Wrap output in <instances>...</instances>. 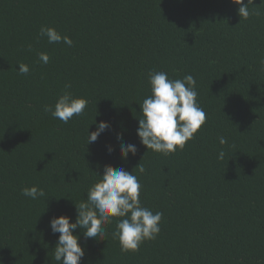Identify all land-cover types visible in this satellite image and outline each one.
Wrapping results in <instances>:
<instances>
[{"label": "trees", "instance_id": "obj_1", "mask_svg": "<svg viewBox=\"0 0 264 264\" xmlns=\"http://www.w3.org/2000/svg\"><path fill=\"white\" fill-rule=\"evenodd\" d=\"M238 7L231 0H0V264H58L59 234L49 221L74 222V203L105 165L137 175L142 204L163 213L161 231L122 253L111 236L115 220L97 241L77 228L81 264H264V0L249 5L246 20ZM42 25L73 45L49 44L39 37ZM21 62L27 75L18 73ZM150 71L194 76L206 113L194 139L167 156L137 136ZM65 84L88 101L68 123L43 111ZM100 121L110 128L87 144ZM221 135L228 145L219 144ZM117 137L136 155L122 159ZM33 185L45 197L21 194Z\"/></svg>", "mask_w": 264, "mask_h": 264}, {"label": "clouds", "instance_id": "obj_2", "mask_svg": "<svg viewBox=\"0 0 264 264\" xmlns=\"http://www.w3.org/2000/svg\"><path fill=\"white\" fill-rule=\"evenodd\" d=\"M231 3L239 6L238 15L241 19L246 20L252 14L249 5L254 0H247V3L244 0H231ZM39 37L46 38L49 44L73 45L69 36L46 25L40 27ZM28 48L31 51V45ZM38 60L47 64L50 57L46 52H39ZM18 65L20 75L29 73L27 64L21 62ZM260 70L264 71V58L260 60ZM147 78L151 94L140 104L137 136L148 151L167 156L178 149L183 150L186 143L194 139L206 122V113L197 102L196 80L191 74L182 79H170L166 72L150 71ZM70 88V84H65L55 103L43 106L45 113L63 123H68L74 116H82L88 104L85 98L75 96ZM109 128L108 122L100 121L95 131H88L87 144L95 142ZM117 140L122 159H127L129 154L136 155L138 149L134 144L123 143L121 137H117ZM218 140L221 146L228 145L227 137L221 135ZM108 151L111 153L113 149L109 147ZM225 156L226 152L221 147L217 159L223 161ZM135 169L139 173L145 172L141 163ZM95 173L99 179L88 188L85 200L74 203L75 221L70 222L71 218L66 215L54 216L49 221L52 233L59 234L53 253L58 264H81L85 249L78 243L79 235H74L77 228L82 231L84 238L97 241L96 237L103 238L107 235L105 226L111 225L115 220L111 236L119 242L122 253L138 251L145 241L155 240L161 231L163 213H154L142 204V185L133 171L130 173L122 167L105 165L103 175ZM21 194L32 200L46 195L43 189L35 185L23 187Z\"/></svg>", "mask_w": 264, "mask_h": 264}]
</instances>
